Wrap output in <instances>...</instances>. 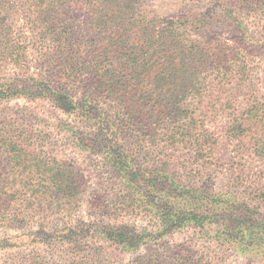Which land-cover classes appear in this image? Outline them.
<instances>
[{
	"label": "rangeland",
	"instance_id": "obj_1",
	"mask_svg": "<svg viewBox=\"0 0 264 264\" xmlns=\"http://www.w3.org/2000/svg\"><path fill=\"white\" fill-rule=\"evenodd\" d=\"M148 2L142 15L160 21L178 16L192 20L193 11L206 15L214 6V1L211 4L207 0ZM46 6L29 0L0 2V84L7 79L29 84L38 74L57 68V62L42 64L49 51H41L31 36L42 31L44 11L56 18L46 22V26L54 27L49 42L52 38L55 47L64 52H52L54 59L64 57L66 62L77 64L79 59L90 61L102 51L95 52L99 37L85 9L75 6L54 12ZM189 38L197 39L202 47H212L217 41L237 44L236 34L228 27L194 26ZM253 58L256 62L264 59L260 55ZM263 61L259 70L261 94ZM56 81V85L79 87L75 81ZM214 95L213 89L208 98L203 97L205 100L197 97L194 101L214 103ZM209 115L210 119L196 121L186 128L187 134L176 135L171 142L170 133H153V115L140 108L135 116L137 135L131 140L123 132L120 141L126 143L143 170L151 172L162 164V158L170 163L168 171L178 184L214 195V206L225 201L250 207L253 224L264 222V159L247 151L249 139L232 137L224 130L223 121L214 118V112ZM70 121L72 116L44 100L16 97L0 101V264H153L157 258L165 264H215L218 258L222 259L220 264H264V258H244L221 246L233 241L231 236H219L224 228L218 211L203 228L187 224L162 233L156 212L130 206L124 186L102 158L75 145L66 125ZM200 128L207 131L204 138ZM59 183L75 190L57 194ZM160 187L164 189L160 190L161 197L153 201L162 205L169 199L166 191L171 188L169 183ZM115 197H120L127 208H117ZM101 206L104 212L98 210ZM110 223L133 229L136 235L146 229L154 234L153 240L145 238V244L127 250L124 244L105 241L101 236L100 228ZM258 245L264 249V241Z\"/></svg>",
	"mask_w": 264,
	"mask_h": 264
},
{
	"label": "trees",
	"instance_id": "obj_2",
	"mask_svg": "<svg viewBox=\"0 0 264 264\" xmlns=\"http://www.w3.org/2000/svg\"><path fill=\"white\" fill-rule=\"evenodd\" d=\"M29 1L42 7L46 4V9H55L54 12L75 6L85 9L99 37L100 46L95 52L102 51L92 55L90 61L79 59L77 64L73 60L66 62L64 57L54 59L52 52L55 55L64 52L55 47L52 38L49 42L54 27L46 26V22L56 18L44 11L42 31L31 36L41 51H49V57L42 64L57 62V68L38 74L29 84L7 79L5 84H0V101L16 97L44 100L68 117L72 116L66 125L75 145L102 158L124 186L123 194L130 206L156 212L162 233L187 224L203 228L204 222L212 221L214 212L218 211L224 228L219 236H231L233 241L232 245L221 246L244 258H264V249L258 245L264 241V222L253 224L250 207L225 201H218L214 206V195L175 182L168 171L170 163L162 158L159 159L162 164L152 167L151 172L143 170L126 143L120 141L123 132L131 140L137 135L139 123L135 116L140 108L153 115V133H170L171 142L176 135L187 134L186 128L196 121L210 119L207 116L214 112V118L223 121L227 133L234 138L249 139L247 151L264 159V94L259 87V70L264 59L256 62L253 58L264 57L261 54L264 52V0H207L211 4L214 1V6L213 10L207 9L210 12L206 15L193 11L192 20L178 16L163 21L142 15L145 6H149L148 0ZM194 26L228 27L236 34L237 44L217 41L212 47H202L197 39L189 38ZM208 76L212 78L208 80ZM62 78L78 82L79 87L75 89L66 83L56 85V79ZM213 89L214 103L194 101L197 97L205 100L203 97L208 98ZM76 92L80 95L76 96ZM199 130L204 138L206 129ZM198 149L202 150L200 146ZM167 183L171 188L166 191V195L170 193L169 199L162 200V205L161 201L157 204L153 200L161 197L160 190L164 189L160 186ZM62 185L58 184L57 194L65 190L71 194L75 190ZM115 199L117 208L120 205L127 208L120 197ZM102 207L98 210L104 212ZM100 230L105 241L124 244L127 250L145 244V238L153 240L154 235L146 229L136 235L133 229L111 223ZM158 260L153 264H165ZM221 260L218 258L214 263L220 264Z\"/></svg>",
	"mask_w": 264,
	"mask_h": 264
}]
</instances>
